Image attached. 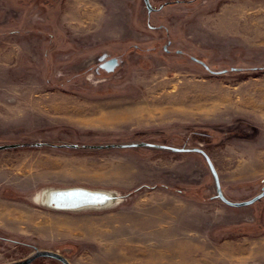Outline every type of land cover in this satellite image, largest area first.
<instances>
[{"label": "rangeland", "instance_id": "rangeland-1", "mask_svg": "<svg viewBox=\"0 0 264 264\" xmlns=\"http://www.w3.org/2000/svg\"><path fill=\"white\" fill-rule=\"evenodd\" d=\"M148 1L0 0V264H264V0Z\"/></svg>", "mask_w": 264, "mask_h": 264}, {"label": "water", "instance_id": "water-1", "mask_svg": "<svg viewBox=\"0 0 264 264\" xmlns=\"http://www.w3.org/2000/svg\"><path fill=\"white\" fill-rule=\"evenodd\" d=\"M143 1L147 9L151 10L149 1L148 0H143ZM208 165L212 174L215 175L214 169L209 161H208ZM217 196L220 200H222L228 205L235 207L246 206L258 201L264 196V186L262 187L261 192L258 195L244 202H230L226 200L220 193L219 189L217 190ZM48 198H49V202L53 203L55 207L60 209L72 210V209H80L88 206L103 204L106 201H108L109 195L104 192L91 191L82 188H74V189L52 191L49 194ZM39 258H49L61 264H70L69 261L62 254L45 249L34 250L24 258L6 264H31L33 261Z\"/></svg>", "mask_w": 264, "mask_h": 264}, {"label": "bare ground", "instance_id": "bare-ground-1", "mask_svg": "<svg viewBox=\"0 0 264 264\" xmlns=\"http://www.w3.org/2000/svg\"><path fill=\"white\" fill-rule=\"evenodd\" d=\"M254 105V104H253ZM255 106V105H254ZM252 109H254V107L252 108ZM255 110V109H254ZM260 111V110H259ZM38 198L37 199H39V196H37ZM41 199V198H40Z\"/></svg>", "mask_w": 264, "mask_h": 264}, {"label": "trees", "instance_id": "trees-1", "mask_svg": "<svg viewBox=\"0 0 264 264\" xmlns=\"http://www.w3.org/2000/svg\"><path fill=\"white\" fill-rule=\"evenodd\" d=\"M45 259H49V258H45ZM49 260H52V259H49ZM52 261H55V260H52ZM55 262H57V261H55Z\"/></svg>", "mask_w": 264, "mask_h": 264}]
</instances>
